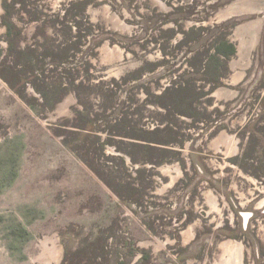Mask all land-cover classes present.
I'll list each match as a JSON object with an SVG mask.
<instances>
[{"label": "rangeland", "instance_id": "374dc122", "mask_svg": "<svg viewBox=\"0 0 264 264\" xmlns=\"http://www.w3.org/2000/svg\"><path fill=\"white\" fill-rule=\"evenodd\" d=\"M206 3L0 0V264H264V76L227 116Z\"/></svg>", "mask_w": 264, "mask_h": 264}, {"label": "water", "instance_id": "95a60500", "mask_svg": "<svg viewBox=\"0 0 264 264\" xmlns=\"http://www.w3.org/2000/svg\"><path fill=\"white\" fill-rule=\"evenodd\" d=\"M198 9L212 12L225 24L236 47L230 76L243 87V93L226 113L228 116L242 107L264 76V0H207Z\"/></svg>", "mask_w": 264, "mask_h": 264}, {"label": "trees", "instance_id": "16d2710c", "mask_svg": "<svg viewBox=\"0 0 264 264\" xmlns=\"http://www.w3.org/2000/svg\"><path fill=\"white\" fill-rule=\"evenodd\" d=\"M2 23L4 25H6V27L8 29V32H9L10 29H11L12 24L9 21H7L5 19V17L2 18ZM209 39H211L210 36L205 37L204 40L202 39V40H199V41H198L197 38H195V37L193 38V40L195 41L194 42V45H195L194 48L195 49L198 48V47L202 48L201 49L202 51L197 52L198 55H201V56L202 55L203 56L207 55L210 47L206 48V46L211 44L210 42H208ZM212 41H213V44H216V46L214 47L213 52L209 55L210 57H208V58L211 59V60L216 61V63H218L221 67H224L225 59H227L229 56H231L234 53L235 47H234V45L231 42H229L227 39H225L224 35H221L220 37H216L215 36L214 39H212ZM195 43H197V44H195ZM78 134L80 136H82V137L85 136V134H80V133H78ZM175 153H177V152H175ZM101 179L103 180V178H101ZM105 183L116 195H119V192L115 188V186H113L112 184H110L107 181Z\"/></svg>", "mask_w": 264, "mask_h": 264}, {"label": "bare ground", "instance_id": "6f19581e", "mask_svg": "<svg viewBox=\"0 0 264 264\" xmlns=\"http://www.w3.org/2000/svg\"><path fill=\"white\" fill-rule=\"evenodd\" d=\"M230 242V241H229ZM226 243V242H225ZM227 243H228V241H227ZM231 243V242H230ZM230 243H228L229 245H230ZM235 247L233 248V250L231 251V247L229 248V247H227V246H225V248H224V250L225 251H227V253L225 254L226 256L223 258V261H224V263L223 264H228V262L233 258V254L235 255V263L234 264H240V262L238 263V260L237 259H240V255H241V246L240 245H234ZM224 253V252H223ZM220 254H222V253H220ZM222 256H223V254H222ZM220 257V256H219ZM222 260V259H221ZM220 263V262H219ZM229 264H231V263H229Z\"/></svg>", "mask_w": 264, "mask_h": 264}]
</instances>
